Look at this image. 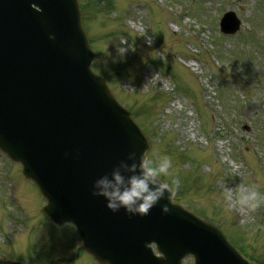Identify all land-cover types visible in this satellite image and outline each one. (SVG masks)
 I'll return each instance as SVG.
<instances>
[{"label": "rangeland", "instance_id": "rangeland-1", "mask_svg": "<svg viewBox=\"0 0 264 264\" xmlns=\"http://www.w3.org/2000/svg\"><path fill=\"white\" fill-rule=\"evenodd\" d=\"M82 2L92 71L130 113L148 112L134 114L145 155L172 158L161 180L178 175L179 204L264 262V0ZM226 12L241 23L231 37L219 32ZM154 92L164 100L151 101ZM20 171L0 152V264H96L75 257L76 233L49 223L44 199ZM250 189L258 197L241 203Z\"/></svg>", "mask_w": 264, "mask_h": 264}, {"label": "water", "instance_id": "water-1", "mask_svg": "<svg viewBox=\"0 0 264 264\" xmlns=\"http://www.w3.org/2000/svg\"><path fill=\"white\" fill-rule=\"evenodd\" d=\"M238 28L228 13L221 31ZM92 60L76 0H0V150L38 187L46 200L41 212L59 227L74 226L99 264H181L189 255L194 264H249L173 196L169 213L157 205L142 218L111 213L91 196L95 179L130 151L148 149L91 72Z\"/></svg>", "mask_w": 264, "mask_h": 264}, {"label": "clouds", "instance_id": "clouds-1", "mask_svg": "<svg viewBox=\"0 0 264 264\" xmlns=\"http://www.w3.org/2000/svg\"><path fill=\"white\" fill-rule=\"evenodd\" d=\"M172 164L168 155L153 159L130 151L110 172L93 181L90 194L103 198L106 209L111 213L123 210L129 218L145 217L157 205H160L162 214H167L171 210L173 186L178 188L180 185L179 178L172 179L170 183L161 180V177L171 175ZM258 195L257 191L250 189L242 196L241 203L255 201ZM161 201L166 203L161 204ZM104 264L110 262L105 261Z\"/></svg>", "mask_w": 264, "mask_h": 264}, {"label": "trees", "instance_id": "trees-1", "mask_svg": "<svg viewBox=\"0 0 264 264\" xmlns=\"http://www.w3.org/2000/svg\"><path fill=\"white\" fill-rule=\"evenodd\" d=\"M99 1V0H98ZM101 1H104V0H101ZM114 69H115V71H117V69H118V66H116V65H114ZM149 99L151 100V101H163L164 100V96L163 95H161V94H154V95H151L150 97H149ZM145 113H148L147 111H140V110H137V111H135V114H136V116H138V115H143V114H145ZM234 242L237 244V245H239L238 243H240L241 241L240 240H238V241H235L234 240ZM240 246H242V243H240ZM242 253H244L250 260H253V258L252 257H250L243 249H242V247H241V250H240ZM254 261L256 262V264H264V262H260V261H257V260H255L254 259Z\"/></svg>", "mask_w": 264, "mask_h": 264}]
</instances>
